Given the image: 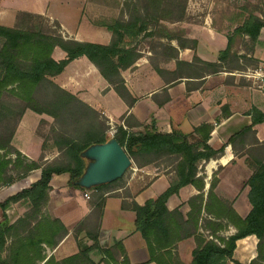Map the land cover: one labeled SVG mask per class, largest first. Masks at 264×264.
Segmentation results:
<instances>
[{"label":"trees","instance_id":"1","mask_svg":"<svg viewBox=\"0 0 264 264\" xmlns=\"http://www.w3.org/2000/svg\"><path fill=\"white\" fill-rule=\"evenodd\" d=\"M126 6L130 9L127 19L103 24L112 34L108 45L64 38L58 30L44 24L46 20L42 15L20 13L15 27L0 26V189L11 187L36 170L42 171L41 179L31 188L0 204L5 217L0 222V264H130L122 243L109 249L100 247L98 231L103 218V202L94 212L97 232L88 233L92 246L63 260H56L54 256L47 258L42 248L45 244L50 249H56L68 235L59 220L54 221L61 225L59 233L42 225L54 176L68 174L70 186L81 188L77 182L88 166L82 154L90 147L106 144L111 139L108 134L110 126L102 122L99 112L62 88L55 79L72 62L87 58L109 86L132 107L136 100L126 87L122 74L134 67L142 57L136 44L138 39L148 34L151 26L159 27L160 21L174 18L183 21L186 17L185 6L177 2L139 0L135 4L126 2ZM263 28L264 21L260 17L249 15L236 27L234 35L247 37L256 44ZM234 35L228 37V47L221 52L220 62L230 56ZM179 46L185 47L181 42ZM56 51L65 54V58L57 60ZM175 51V59H178V50ZM205 65L214 70L211 73H217L221 68L220 63ZM185 66L177 62V71ZM27 111L47 115L54 120L51 127L53 149L59 152L63 161L44 162L46 156H42L38 162L31 161L14 147L13 141ZM252 117V125L233 136L228 143L254 133V127L264 123V113L258 109L252 111ZM71 127H74L72 131ZM212 131V125L196 128L195 133L202 136L196 142H191L189 136L180 131L172 134L152 131L137 134L118 128L114 135L138 169L152 167L157 170L156 163L168 159L171 165L162 171L170 169L176 174L177 180L158 198L147 201L144 206L135 201L122 205L123 210L136 214V230L147 243L152 263L183 264L178 255L171 254L170 249L176 248L182 241L195 238L192 264H242L233 259L237 242L256 236L259 239L258 256L250 264H264V144L246 153L248 165L254 171L249 182L253 210L246 219L234 211L230 202L214 193L213 184L207 200L204 195H199L189 201L191 212L187 220H184L179 209L170 212L167 207L169 199L188 185L204 190L203 179H196L199 166L221 157L226 147L215 151L208 145ZM48 143L44 141L43 152L48 149ZM254 144L258 145L259 142L256 140ZM108 185L93 190L100 191ZM21 202L30 206L31 211L24 220L11 225L6 211L13 204ZM80 226V229L85 228V223ZM229 227H234L236 233L228 238L221 236L220 233ZM9 240L12 242L7 245ZM94 251L102 256L99 263L90 256Z\"/></svg>","mask_w":264,"mask_h":264},{"label":"crops","instance_id":"2","mask_svg":"<svg viewBox=\"0 0 264 264\" xmlns=\"http://www.w3.org/2000/svg\"><path fill=\"white\" fill-rule=\"evenodd\" d=\"M48 17L57 20L51 15ZM57 22L60 23L59 20ZM60 25L66 34L74 36L76 41L108 45L111 39V34L103 29L91 31L90 36L81 33L82 38H79L78 28L76 34H73L64 24L60 23ZM263 29L257 43V49L262 53H264ZM204 36L206 39L200 34L191 32L188 35L189 40L195 41L197 47L185 46L183 48L185 51L180 52L177 60L186 64L192 71L195 70L196 75H178L172 78L170 74L176 75V72L166 68H153L151 62L143 58L134 67L123 72L126 87L136 100L132 107H129L109 86L96 66L87 58L72 62L55 81L111 120L113 124L110 129L112 128L114 132L118 128L137 134L146 131L172 134L174 131H180L188 135L191 142H196L202 137L195 133L196 128L212 125L213 131L208 145L215 151L226 146L224 154L199 166L196 179H203L205 186L203 191L194 185H188L169 199L167 207L170 212L179 209L184 220H187L191 212L189 201L199 195H204L207 200L213 184L214 193L220 198L228 199L234 211L241 218L246 219L253 210L250 201L252 188L249 182L254 176V171L248 165L249 157L246 153L264 144V123L255 126L254 133H248L234 143L228 142L233 136L252 125L254 109L264 113V93L256 91L254 87H247V84L239 79L207 73L205 63L215 65L220 63L217 61L216 53L227 49L228 39L219 31L208 32ZM173 47L177 50L176 46ZM55 57L57 60H62L65 54L56 51ZM259 59L263 62L264 54ZM26 117L27 113L20 124V129ZM256 140L259 142L258 145L254 144ZM41 146L38 142L36 151L23 145L18 147V150L31 161L38 162L42 157ZM49 161V158L45 157L44 162ZM41 176L42 171L36 170L20 180L18 183L21 186L20 190L13 189L15 184L0 189V204L31 188ZM176 180L175 172H171L170 169L159 172L152 167L136 168L132 176L123 183L115 182L98 191L71 187L68 174L54 176L51 182L50 200L44 209L46 218L42 225L56 229L59 233L61 225L54 222L59 220L68 231V235L56 249H50L43 244V254H46L47 258L54 256L56 260H63L92 246L93 242L88 238V233L97 232V217L94 212L98 204L103 202V218L98 231L100 247L109 249L122 243L130 264H157L150 262L151 255L147 243L136 230V214L133 211L123 210L122 205L124 202L135 201L140 206H144L147 201L156 199L166 192ZM86 194H90L91 199H87ZM16 207L17 205H13L6 211L11 225L24 220L31 211V207L27 206L17 215ZM4 219V212L0 209V222ZM83 223L85 228L80 229ZM231 229L236 233L234 227ZM201 232L204 233L203 230ZM11 242L9 240L7 245ZM258 244L259 239L256 236L238 241L234 261L250 264L258 256ZM195 249V238H190L178 243L176 248L170 249V252L173 256L178 255L183 264H192ZM90 256L96 263L102 259L97 251L92 252Z\"/></svg>","mask_w":264,"mask_h":264},{"label":"rangeland","instance_id":"3","mask_svg":"<svg viewBox=\"0 0 264 264\" xmlns=\"http://www.w3.org/2000/svg\"><path fill=\"white\" fill-rule=\"evenodd\" d=\"M138 1L139 0H0V26L15 27L16 24H18L17 18L20 13H29L32 15L47 13L64 24L66 29L73 34H76V29L78 28V33L80 34L77 35L79 38H82V34L90 36L91 31L97 29L108 31L103 27V24H110L122 18L127 19L130 9L126 6V2L135 4ZM163 1L166 3L177 2L180 5H184L186 8L185 19L183 21H177V19L174 18L171 21H160L159 27L151 26L148 34L142 35L136 44L141 53V59L143 58L151 62L153 68H166L172 72H176V75L170 74L172 78L178 75H196V71H192L187 66L177 71L176 61L178 59L175 61L176 51L175 47H173L176 46L179 53L178 57L180 56V52L185 51L179 46V42H181L182 45L196 48V42L189 40L188 37L191 32L200 34L203 36V39H206L204 35L208 32L219 31L228 39L229 36L234 35L236 27L241 25L249 15H256L264 21V0ZM48 15H42L46 20L44 21L45 25L53 30H58L64 38L75 40L74 36L66 34L64 28L61 27L57 20L49 18ZM26 21L27 20H25V22ZM84 35L83 37H85ZM168 37H173L174 39L170 40ZM85 38L89 39L87 36ZM233 39L231 54L226 61L220 62L219 56L221 52L216 53L218 57L217 61L221 64V68L216 74L228 76V78L239 79L241 82L246 83L247 87H254L256 91L261 92L255 87L253 81L247 79V75L260 67H264V61L260 62L259 59L264 53L257 49V43H252L247 37L234 35ZM111 40L112 34L108 44H110ZM193 52L194 51H192V53ZM212 71L214 70L206 68L207 73H211ZM169 77L170 76H167V78ZM26 113L27 117L23 126L20 129L19 125L16 133L17 137L15 136L13 141L14 147L18 149V147L23 145L30 150L36 151L35 147L38 142L43 146L44 141H47L49 142L48 149L45 152H43L41 146L42 156L49 158V162L56 160L63 161L59 152L53 149L54 135L51 133V127L54 124V120L47 115H39L32 111H27ZM100 118L103 123L112 127L113 123L111 120L105 118L102 114H100ZM73 129L74 127H71L70 130L72 131ZM116 132L111 128L108 134L112 138ZM47 139L50 140L48 141ZM156 165L158 166L157 171H162L169 167L171 162L168 159H162L158 161ZM136 168L134 164L132 169L128 170L120 183L130 178L133 174V170ZM19 182L20 180L15 183L13 189L19 188L20 190L21 186L18 184ZM222 199L230 202L226 198ZM13 205H17V215L28 206L23 202ZM231 228L232 227H229L227 230L220 233V235L226 238L234 235L235 232ZM210 239L212 238L210 237ZM228 264H230V262Z\"/></svg>","mask_w":264,"mask_h":264},{"label":"water","instance_id":"4","mask_svg":"<svg viewBox=\"0 0 264 264\" xmlns=\"http://www.w3.org/2000/svg\"><path fill=\"white\" fill-rule=\"evenodd\" d=\"M82 156L88 161V166L77 185L86 190L122 179L134 165L114 137L106 144L90 147Z\"/></svg>","mask_w":264,"mask_h":264},{"label":"built area","instance_id":"5","mask_svg":"<svg viewBox=\"0 0 264 264\" xmlns=\"http://www.w3.org/2000/svg\"><path fill=\"white\" fill-rule=\"evenodd\" d=\"M247 79L253 81L255 87L264 93V67H260L257 70L249 73L247 75ZM86 198L91 199L90 194H86Z\"/></svg>","mask_w":264,"mask_h":264}]
</instances>
